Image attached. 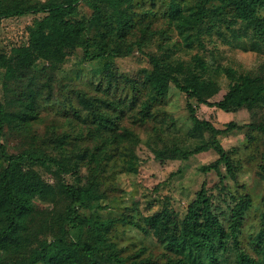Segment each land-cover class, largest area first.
Listing matches in <instances>:
<instances>
[{
	"label": "trees",
	"instance_id": "1",
	"mask_svg": "<svg viewBox=\"0 0 264 264\" xmlns=\"http://www.w3.org/2000/svg\"><path fill=\"white\" fill-rule=\"evenodd\" d=\"M80 1L0 0V19L42 14L28 26L25 44L0 51V264H264V150L258 164L262 191L241 178L245 149L264 145V61L241 73L225 69L229 86L215 99L223 87L212 73L222 70L199 54L176 55L196 40L204 45L202 35L213 26L236 34L239 21L264 41V0H160V8L157 0H86L88 18L79 17ZM159 18L164 21L156 25ZM154 41L159 51L147 53L151 68L118 73L117 57ZM79 46L83 60L97 61L94 91L58 74ZM172 84L187 96L191 125L182 136L174 133L180 127L166 108ZM199 103L225 111L248 108L254 117L219 128L199 117ZM48 106L66 117L61 125L41 114ZM234 129L245 130L247 142L227 148L221 135ZM9 133L20 138L16 152L4 140ZM143 143L156 161L215 151L217 157L200 170L215 172L218 181L209 186L205 179L182 216L168 205L144 214L127 200L119 216H107L103 210L116 207L114 178L137 173ZM119 223L155 247L119 241L111 234Z\"/></svg>",
	"mask_w": 264,
	"mask_h": 264
},
{
	"label": "rangeland",
	"instance_id": "2",
	"mask_svg": "<svg viewBox=\"0 0 264 264\" xmlns=\"http://www.w3.org/2000/svg\"><path fill=\"white\" fill-rule=\"evenodd\" d=\"M44 1V0H38ZM150 4V2L148 3ZM160 0H157V6L160 8ZM92 13V8L87 4L86 0H81L78 5V14L81 18H88ZM41 13L29 12L24 15H12L1 17L0 19V51L10 52L13 46L25 44L28 41V26L32 24L36 17L41 16ZM158 18V17H157ZM164 21V18L156 19V25ZM207 24V23H206ZM236 34H232L224 25L213 26V30L208 35H202L204 45H201L198 40L195 41L193 48L189 51H183L184 48L177 50L176 55L184 59H190L194 54H199L214 68L221 69V72L212 73L223 87L221 93L216 98L228 89L229 77L225 69L231 67L237 69L238 73L258 67L264 61V41L254 35L253 31L248 28L243 21H239L234 27ZM173 31L175 37L178 35ZM156 40L159 41L158 36ZM217 51L214 53L213 47ZM159 51L158 43L154 41L145 45L143 50H135L127 56L117 57L118 73H127L136 75L146 68H151V63L147 55L148 52ZM84 49L79 46L67 56L65 61L59 68V75L65 82L76 84L81 87H86L95 90L98 81L97 76H93L92 70L97 66V61L83 60ZM4 70L0 68V101L4 99L3 91ZM58 98H65L64 95H59ZM49 100V99H46ZM71 100L77 105L78 99L75 96ZM45 102V103H44ZM52 105L43 101V105ZM167 111L176 120V125L179 129L173 130L174 133L182 136L186 133L191 125V119L187 108L186 93L179 90L174 84L170 86L169 95L166 103ZM260 111V108L259 110ZM197 113L199 117L212 121L219 128H226L228 122L235 121L238 124L249 122L254 117V111L248 108H242L238 111H225L217 106H211L206 103L197 105ZM41 114L48 121L49 119L57 120L61 125L66 117L62 115L58 107H42ZM37 127L41 131L44 129V124H39ZM146 129L141 128L142 138L148 136ZM167 128V132L172 131ZM4 140L9 145L12 152H16L21 148L20 138L9 133L4 137ZM222 143L229 148L233 145L243 146L247 142L245 130L234 129L228 134L221 135ZM146 143L138 149L140 161L138 171L134 175L120 173L114 178L116 188L111 191L115 197V209L108 208L103 210L107 216H119L123 211V201L127 200V204L133 206V210L137 208L146 213H152L160 210L163 205H168L177 209L179 216L185 212L186 206L190 200L196 197L197 191L201 188L203 181L206 179L209 186H213L218 181V176L215 172L208 174L202 173L200 166L213 160L217 157V153L213 150L204 151L194 154L188 159L175 158L156 161L153 157V151ZM264 150L262 143H257L254 147L245 149L244 154L247 158L244 172L241 178L246 181L250 187L259 193L262 191L260 177L258 175V164L262 161L261 153ZM42 170V168H40ZM43 176L48 180L53 181L51 175L45 171ZM69 181H73V177L67 175ZM117 204L120 205L118 208ZM88 213V211H87ZM111 234L119 241L125 243L136 242L140 245L142 242L155 247L152 239H147L137 229L125 227L121 223L111 229ZM122 235V236H121Z\"/></svg>",
	"mask_w": 264,
	"mask_h": 264
}]
</instances>
